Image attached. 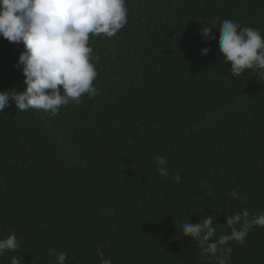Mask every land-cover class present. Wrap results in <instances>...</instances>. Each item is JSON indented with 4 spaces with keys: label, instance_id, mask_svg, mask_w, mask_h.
<instances>
[{
    "label": "trees",
    "instance_id": "obj_1",
    "mask_svg": "<svg viewBox=\"0 0 264 264\" xmlns=\"http://www.w3.org/2000/svg\"><path fill=\"white\" fill-rule=\"evenodd\" d=\"M126 7L115 36L90 34L99 96L55 117L14 102L0 113V238L15 231L20 244L0 264H54L50 248L66 251V264H100L101 245L113 264H216L178 226L213 215L219 236L228 216L264 213V80L232 76L218 43L225 19L264 35V0ZM203 26L217 39L205 42ZM23 51L0 37V91L25 89ZM231 247L230 264H264V228Z\"/></svg>",
    "mask_w": 264,
    "mask_h": 264
},
{
    "label": "clouds",
    "instance_id": "obj_2",
    "mask_svg": "<svg viewBox=\"0 0 264 264\" xmlns=\"http://www.w3.org/2000/svg\"><path fill=\"white\" fill-rule=\"evenodd\" d=\"M128 23L126 0H0V37L12 43L23 44L17 65L22 66L25 89L15 87L0 91V113L14 102L21 112L42 110L55 117L62 107L81 103L99 96L94 82L98 77L96 65L99 55L90 46L92 36L111 38ZM205 42L217 39L211 27L200 30ZM219 50L225 63H230L232 76L239 77L246 70L264 80V35L258 28L242 27L240 23L225 19L219 25ZM211 49H201L207 55ZM158 173L169 176L168 161L157 155ZM173 179L180 183L179 173ZM239 194L233 190L231 197ZM213 215L199 222L189 220L180 224L183 236H190L205 255L215 258L216 264H230L233 251L231 242L243 245L251 229L264 228V213L250 214L245 208L227 217V232L217 236ZM20 244L11 231L0 238V256L15 252ZM55 257L54 264H66L68 253L48 249ZM100 264H113L106 258L101 245L97 249ZM10 264H22V258L11 257Z\"/></svg>",
    "mask_w": 264,
    "mask_h": 264
}]
</instances>
